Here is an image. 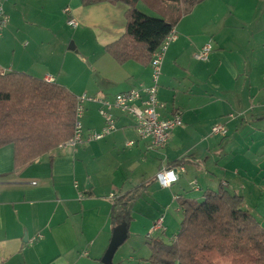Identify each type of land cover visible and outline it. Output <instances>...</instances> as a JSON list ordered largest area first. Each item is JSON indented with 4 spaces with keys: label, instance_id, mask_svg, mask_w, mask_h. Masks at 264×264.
I'll return each mask as SVG.
<instances>
[{
    "label": "crops",
    "instance_id": "1",
    "mask_svg": "<svg viewBox=\"0 0 264 264\" xmlns=\"http://www.w3.org/2000/svg\"><path fill=\"white\" fill-rule=\"evenodd\" d=\"M2 4L9 23L0 40V72L50 77L76 97L111 99L151 84L150 61L120 63L106 50L125 31L123 2L2 0ZM193 13L172 21L159 17L173 22L176 34L182 35L194 26ZM69 19L77 25L71 30L73 42L66 47L68 39L61 29L69 26ZM227 29L193 45L191 59L197 64L191 67L182 65L189 49L178 51L179 44H169L172 58L165 56L158 83L163 105L159 113L169 117L180 110L182 125L172 130L164 148L148 149L147 141L137 136L134 120L118 110H113L116 127L104 138L58 146L19 168L14 167L13 145L0 147V264H104L102 257L117 226L112 218L115 198L144 184V193L129 206L126 238L147 233L148 244L169 230L173 238L182 218L178 198L199 199L197 194L220 183L241 195L244 209L264 226V30L251 34L240 30L225 37ZM207 41L214 42L210 59H195ZM98 107L84 102L80 118L84 137L104 124ZM215 123L226 126V136L211 133ZM176 161L184 172L169 187L161 186L157 172ZM160 217L163 227L152 233ZM128 260L139 264L132 255Z\"/></svg>",
    "mask_w": 264,
    "mask_h": 264
},
{
    "label": "trees",
    "instance_id": "2",
    "mask_svg": "<svg viewBox=\"0 0 264 264\" xmlns=\"http://www.w3.org/2000/svg\"><path fill=\"white\" fill-rule=\"evenodd\" d=\"M102 1L127 5L125 31L106 50L120 63H148L174 23L139 11L138 0L82 3ZM75 108L76 96L63 85L22 72H0V147L13 145L14 167L31 163L71 138ZM179 164L176 161L167 167ZM145 187L137 186L115 198L113 222L126 223L127 232L129 206ZM178 204L182 218L175 238L170 242L159 237L148 241L151 264H215L217 258H227L230 264H264V226L244 209L241 195L220 183L216 189L205 190L199 199L179 197Z\"/></svg>",
    "mask_w": 264,
    "mask_h": 264
},
{
    "label": "built area",
    "instance_id": "3",
    "mask_svg": "<svg viewBox=\"0 0 264 264\" xmlns=\"http://www.w3.org/2000/svg\"><path fill=\"white\" fill-rule=\"evenodd\" d=\"M9 23V17L3 9L2 0H0V40L4 28ZM67 24L75 27L77 23L69 19ZM176 39V32L174 28L164 38L160 45L153 51L150 59L151 67V84L147 86H139L132 88L128 91L117 93L113 98L108 99L104 96H87L82 94L76 97L75 108V127L74 134L71 138L61 143V145L76 146L82 145L85 141H93L104 138L109 135L116 127V120L113 110H118L123 114L130 116L134 120V128L137 136L140 139L146 140L148 149H161L164 148L174 128L182 125V112L175 110L169 117H161L159 108L163 105L158 100V83L162 71V62L165 52L168 49L169 43ZM212 51V42L207 41L200 49L194 54L197 60L205 61L208 59ZM46 81L51 82L50 77ZM84 102H94L99 105L98 112L103 118L104 124L99 131H90L84 137V131L80 118L84 111ZM229 114V117H232ZM211 133L221 137L226 136L227 128L223 123H215L211 127ZM132 142H127L131 145ZM184 166L176 165L172 167H163L159 169L156 174V180L163 187H169L172 183L178 180L179 173L184 172ZM190 184L194 189H198L196 180H191ZM162 217L158 218L152 225L151 230L156 231L163 227ZM175 236L172 238L174 239Z\"/></svg>",
    "mask_w": 264,
    "mask_h": 264
},
{
    "label": "rangeland",
    "instance_id": "4",
    "mask_svg": "<svg viewBox=\"0 0 264 264\" xmlns=\"http://www.w3.org/2000/svg\"><path fill=\"white\" fill-rule=\"evenodd\" d=\"M199 5L201 7H199ZM138 7L141 12L145 11L143 7L150 10L151 12H148L150 14L147 15L154 17L162 16L170 21L194 11L192 15V23L194 26L189 29H184L182 35L177 32V34H179L178 40L175 41V39L169 43L170 45L179 44L178 51H181L183 48L186 50L189 49L187 54L184 55V62L182 64L190 65L189 67L197 64L191 59L190 50L193 45L196 47V44L200 42L202 37L205 35L212 37L213 33H217L224 26L229 28L227 29L228 31H225V37L228 34L232 36L233 34L230 33H236L240 30H243L246 34H251L252 32L257 33L258 31L264 30V0H200L195 2L193 5H190L188 0H141ZM202 7L206 9V11L200 9ZM199 14L201 15V18ZM71 30L72 27L70 26L62 27L61 29L62 36L68 39L66 47L73 42V39L70 38ZM213 44L214 42L212 41V45ZM238 48L243 50V47H240V45ZM167 50L165 52L166 58L168 56ZM69 52L72 53L73 50H69ZM232 54H235L234 50L232 51ZM165 56L162 62V68L163 63L166 61ZM168 58H172L170 53ZM208 59H210V57H208ZM169 62H172V60ZM222 117L225 119L226 116ZM213 181L216 182L217 178L215 177ZM194 195L196 196V194ZM197 195L198 196L196 197L201 198L202 193ZM171 214L174 213L170 212V215ZM166 222L167 221H165V223ZM156 231H152V233H155ZM171 232L172 231L169 230L167 235H162V239L165 242L171 241L172 237H169ZM146 234L147 233L139 235L129 234L128 238L120 244L114 254V257L112 258L113 254L110 257L112 264H135L129 263L128 257L130 255H132L136 261H139V264H151L148 260L151 249L146 243ZM215 264H230V260L227 258H217Z\"/></svg>",
    "mask_w": 264,
    "mask_h": 264
},
{
    "label": "water",
    "instance_id": "5",
    "mask_svg": "<svg viewBox=\"0 0 264 264\" xmlns=\"http://www.w3.org/2000/svg\"><path fill=\"white\" fill-rule=\"evenodd\" d=\"M127 234L126 223L122 222L113 229V236L106 253L102 257L104 264H110V257L115 249L125 240Z\"/></svg>",
    "mask_w": 264,
    "mask_h": 264
}]
</instances>
